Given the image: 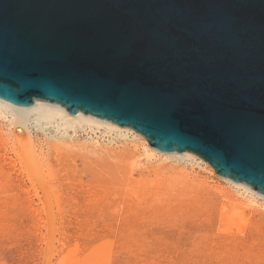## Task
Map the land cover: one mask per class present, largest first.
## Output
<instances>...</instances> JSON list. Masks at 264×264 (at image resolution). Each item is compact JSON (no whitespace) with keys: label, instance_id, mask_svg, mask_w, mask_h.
Wrapping results in <instances>:
<instances>
[{"label":"water","instance_id":"obj_1","mask_svg":"<svg viewBox=\"0 0 264 264\" xmlns=\"http://www.w3.org/2000/svg\"><path fill=\"white\" fill-rule=\"evenodd\" d=\"M0 100L130 128L264 196V0H0Z\"/></svg>","mask_w":264,"mask_h":264},{"label":"rangeland","instance_id":"obj_2","mask_svg":"<svg viewBox=\"0 0 264 264\" xmlns=\"http://www.w3.org/2000/svg\"><path fill=\"white\" fill-rule=\"evenodd\" d=\"M9 128L0 118V264H264L263 201L232 209L245 198L207 162L152 159L103 128L31 129L37 192Z\"/></svg>","mask_w":264,"mask_h":264},{"label":"bare ground","instance_id":"obj_3","mask_svg":"<svg viewBox=\"0 0 264 264\" xmlns=\"http://www.w3.org/2000/svg\"><path fill=\"white\" fill-rule=\"evenodd\" d=\"M0 118L7 119L10 126H11V129L10 128L9 129L11 130V133H12V142L15 146L16 151H17V154L16 153L15 154L17 155L18 159L20 160V163L23 166L24 172L27 174V176L31 182V185L33 186V189H35L34 191H37V192L40 191L39 186H38V183H40V182L37 183V178H38L37 176L39 174L35 170L36 169L35 168V162H37V161H35L33 163L31 158L30 159L27 158L28 157L27 153L26 152L24 153V149H25L24 143L29 142L28 141L29 139L31 140V136H32V130L31 129H35V130L39 131V130L43 129L44 127H46V128L57 127V129H58L57 131L58 132L63 131L64 134H67L69 130L76 131L77 128H80L83 130L85 128H88V129L90 128L91 130H94V129L101 130V128H103L109 134L113 133V135L116 134L121 138L122 137L123 138L124 137L129 138V136H131L138 141H142L144 155L146 154L148 157H151L152 159L153 158H161L163 160L180 159V160L190 161L193 163L195 162L198 165H201L203 163L204 165L208 166V164L205 161H203V159L199 158L198 156H196L192 153H188V152L165 153V152L158 151L149 145V143H148L147 139H145V137L140 136L141 134L136 135V133L130 128L120 127V126L115 125L109 121L101 120V119H98V118L90 116V115H85L84 113H77L75 115H72V114L68 113V111L65 110L63 107L56 105V104L47 103L45 101L36 100L32 107H19V106L13 105L11 103H7L5 101L0 100ZM33 143H34V141H33ZM31 148H32V151H31L32 154L31 155L36 157L37 156L36 149L34 148V146H31ZM38 170H40L39 172L41 175L43 173L44 176H46L44 173L45 172L44 167L41 166V168H38ZM213 172H215L214 169H213ZM220 178L223 179L225 182L229 183L230 186H232L233 189L238 194H240L243 198H245L243 200H240L237 197H235V195H232V197H231V199L233 200V201L231 200V202L233 204L232 209L240 212L244 207H249L251 209L252 208H258L257 206L260 205L259 200L263 201V204H264V196L257 193L254 189L247 187L245 185L236 183V182L231 181V180L226 179V178H222V177H220ZM44 180H46V179H44ZM46 183L47 182L45 181V184ZM49 183H48V185H49ZM51 184H52V182H51ZM1 189H2V187H1ZM1 189H0V191H1ZM48 189H50V188H48ZM183 190H185V189H183ZM262 210H264V209H262ZM240 224H241V222H240ZM250 225H252V223Z\"/></svg>","mask_w":264,"mask_h":264}]
</instances>
